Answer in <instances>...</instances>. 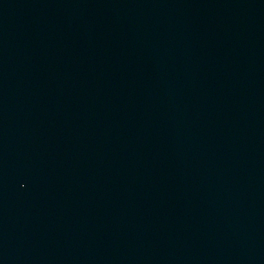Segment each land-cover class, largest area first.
Masks as SVG:
<instances>
[{"label":"water","instance_id":"obj_1","mask_svg":"<svg viewBox=\"0 0 264 264\" xmlns=\"http://www.w3.org/2000/svg\"><path fill=\"white\" fill-rule=\"evenodd\" d=\"M0 264H264V0H0Z\"/></svg>","mask_w":264,"mask_h":264}]
</instances>
